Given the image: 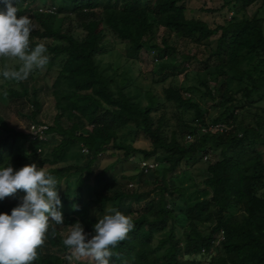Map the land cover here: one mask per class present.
<instances>
[{
	"label": "trees",
	"instance_id": "obj_1",
	"mask_svg": "<svg viewBox=\"0 0 264 264\" xmlns=\"http://www.w3.org/2000/svg\"><path fill=\"white\" fill-rule=\"evenodd\" d=\"M57 1L47 0L46 6H56V12L49 13L31 9L37 0H13L18 17L25 11L31 12L36 24L31 34L39 40H49L44 42L45 54L49 56L47 68L51 69L60 56L63 61L49 87L56 113L49 125L48 141L41 145L43 151L37 153L32 142H29L31 154L20 151L17 140L28 139L27 134L0 115V168L11 166L18 171L25 162L38 164V168L55 165L64 158L69 146L79 144L86 148L83 154L87 162L48 167L47 171L58 181L61 203L69 208L66 215L74 216L75 221L86 219L96 224L104 215L111 214L105 213L108 206L132 218L135 227L126 240L112 249L110 264H199L201 261L203 264H264V121L251 117L252 108H260L257 104L264 99V19L257 11L239 15L257 1L264 4V0H224L219 9L228 8L232 13L215 26L200 18H188V0H115L113 5L105 4L104 0ZM5 8L0 0V11ZM217 10L204 5L206 12ZM75 29L81 30L75 33ZM111 36L125 44L133 55L144 48L158 57L160 53L174 54L177 44L173 38L179 44L193 43L196 46L193 52L179 53L180 64L198 63L199 70L195 72L198 83L204 87V96L222 107L220 113L207 117L205 108L190 94L184 95L187 91H199L198 85H169L164 88V99L193 114L190 121L179 118V127H169L165 109L151 91H147L144 104L133 99L125 91L124 83L115 87L116 70L109 72L110 65L105 67L99 62V55L115 48ZM213 36H217L214 46L202 42ZM39 43L30 41V48ZM161 59L160 80L164 81L168 76L164 71L173 63L164 61L163 56ZM19 66L15 65L14 69L18 70ZM4 70L3 64L0 74ZM19 85L20 89L8 87L7 95L27 98L32 109L25 116L39 121V89L23 81ZM240 110L254 123L240 125L237 113ZM216 122L232 128L224 133L205 129L209 123ZM199 124L204 126V131ZM124 129L141 134L150 146L137 147L134 140L120 137L119 132ZM188 134L192 139H187ZM50 137L54 143L46 149ZM118 151L126 160L139 157L158 163L153 178L157 191L138 211L125 212L123 201L139 197V183L154 173L146 176L138 168L127 176L138 183L132 188L108 179L107 169L92 177V166L98 157ZM203 154L211 155L202 180L210 194L177 211L175 195L182 193V187L170 174L182 163L188 164ZM73 175H77L74 192ZM85 179H94L98 184L108 179L107 193L97 199L98 216L89 217L83 206L81 186ZM62 180L65 188L59 192ZM25 195L21 190L14 197L0 200V214L11 215ZM53 229L46 241L62 254L48 252L43 246L32 264H69L66 257L70 250L63 244L66 236ZM221 230L223 238L215 253H209ZM192 256L200 259H185ZM75 264L95 262L87 258Z\"/></svg>",
	"mask_w": 264,
	"mask_h": 264
},
{
	"label": "rangeland",
	"instance_id": "obj_2",
	"mask_svg": "<svg viewBox=\"0 0 264 264\" xmlns=\"http://www.w3.org/2000/svg\"><path fill=\"white\" fill-rule=\"evenodd\" d=\"M59 1V0H58ZM57 1V3H58ZM115 0H104L105 4L113 5ZM224 3V0H188L186 2V16L188 18H200L207 21L211 26H215L218 23L223 22V19L229 18L231 15V10L228 8L219 9V7ZM47 5V0H37V3H32L31 9H39L40 6ZM204 5L208 8L217 9V11L206 12L204 11ZM203 8V10H202ZM257 11L258 14L264 19V4L260 1H257L251 4L246 13L239 12V15L247 14L250 15L253 12ZM21 16H27L31 19L34 26H36L35 21L32 17L30 11H25ZM81 29H75V33H79ZM216 37L213 36L210 39L202 40L204 43H209L211 46H214L216 43ZM113 43L115 44V48L110 52L103 55H99L97 58L102 66L107 67L110 65L109 72L115 73L116 84L122 85L124 83L125 91L133 98L140 100L143 104L147 102V91H151L161 104L162 108L165 109V120L169 127H179L181 122H179V118L190 121L192 119V112L183 111L178 108L177 105L173 102L166 101L164 99V88L169 85L179 84L189 86L191 84L198 85L200 90L184 93L185 96H190L197 101L202 108L206 109L207 117L213 118L216 117L222 107L211 100L209 97L204 96V87L199 85L198 80L195 76V72L199 70L198 63L195 61L186 62L183 65L180 63V52H193L195 49V45L190 41H184L176 43V39L173 38V42L176 45L177 51L174 54L164 55L160 53V56H156V53L144 48L136 55L131 54L128 47L120 42L116 37L111 36ZM38 41V42H48V39H40L30 34V41ZM163 56L164 61H169L171 64L170 67H167L164 71L168 74L167 78L164 81H161L162 72H160V64L162 62L161 57ZM63 61V56H60L54 63L51 69H48L47 66L44 70L36 69L34 70L27 80L23 82L29 83L30 86L35 85L38 91V99L41 103V110L38 115L40 121H45L49 125L52 124V119L56 113V109L54 106V98L51 95V90L49 87L52 85L59 67L61 66ZM7 66L8 69H14L15 65L20 64L18 60H8L4 58H0V67L2 65ZM20 67V66H19ZM19 69V68H18ZM33 74V76H32ZM114 75V74H113ZM212 86V85H211ZM8 87H13L15 89H20V85L18 81L5 79L2 74H0V115L3 116L11 126H14L18 130H22L26 132V127L31 119H29L26 114H29L32 105L30 101H27V98L24 96H14L10 97L6 93V89ZM213 87V86H212ZM29 96H31V89L29 90ZM260 108H252L251 117H255V120L264 121V99L262 102L257 104ZM239 124L244 125L245 123H254V121L242 111H238ZM157 116V114H155ZM120 137H124L127 140H134V145L137 147H149L150 144L148 140H146L141 134H136L133 131H129V129H124L119 132ZM54 140L51 139L46 146V149L51 148ZM17 148L26 153L31 154L32 151L29 146L28 139H19L17 140ZM41 155V154H40ZM39 155V156H40ZM211 158L210 154H207L201 158L191 159L188 164L182 163L180 167L174 170L170 175L174 178L175 182L182 187V193L180 195H175L176 198V209L179 211L183 208V205L192 204L194 201L199 200L201 198L209 196V190L205 188L202 180L206 175V165ZM87 156L83 154L82 147L79 144H74L68 147L64 158L56 163L55 165H45L44 168L48 167H61L66 165H79L81 163L87 162ZM39 161V158L37 159ZM139 157L133 158L130 157L128 160L122 157L121 152H117L112 154H102L98 157L96 162L92 166L93 175L97 174L101 171L106 170L105 175L108 179H116L122 183H124L129 188L132 186L136 187L137 182L127 178V176L136 173L138 170V161ZM28 164L25 162L22 167L27 166ZM38 165V164H36ZM21 167V168H22ZM20 169V168H18ZM78 175V174H77ZM77 175H73L71 177L72 181V192H74L75 188V179ZM145 177L146 179L142 180L138 186V192H140L139 197H136L132 200L126 199L123 201V208L125 212L128 211H138L141 209L143 204L154 196L157 191V188L154 186L153 178ZM108 179L104 180L102 184H98L94 179H85L81 186L82 189V201L83 206L87 209L89 217L98 216V204L97 199L107 193L108 189L106 188ZM134 184V185H133ZM65 188V183L61 181V188L59 192H63ZM62 206H58V210L62 212L64 217L63 225H56L54 221L49 220V231L53 228L57 229L58 234L62 236H66L69 233L71 227L79 222L83 228L88 238L95 235L94 225L89 220L77 219L75 221L74 216L66 215L69 212V208L62 204ZM109 206L106 207L105 213H109ZM180 221V220H179ZM179 226L182 225L179 223ZM178 232V231H177ZM161 236V235H159ZM44 249L48 252H53L56 254H62L58 250L55 249L54 246H50L47 241L44 244ZM205 263L201 261L199 264Z\"/></svg>",
	"mask_w": 264,
	"mask_h": 264
},
{
	"label": "clouds",
	"instance_id": "obj_3",
	"mask_svg": "<svg viewBox=\"0 0 264 264\" xmlns=\"http://www.w3.org/2000/svg\"><path fill=\"white\" fill-rule=\"evenodd\" d=\"M6 6L0 11V58L18 60V70L3 71L8 80L24 81L36 70H44L49 63L44 43L30 48V34L35 27L27 16H19L13 0H2ZM57 179L46 168L31 164L20 168H0V200L14 197L18 191L26 192L11 215L0 214V264H32L38 258V249L46 242L49 220L63 225L64 217L58 206L61 200ZM77 206L74 205V210ZM109 213L94 225L95 235L89 239L83 226L75 223L63 244L70 250L69 264L91 258L95 264H110L112 249L128 238L135 225L130 216L109 209ZM56 234L55 229L52 235ZM203 255V254H201ZM197 260L199 256L185 257Z\"/></svg>",
	"mask_w": 264,
	"mask_h": 264
},
{
	"label": "built area",
	"instance_id": "obj_4",
	"mask_svg": "<svg viewBox=\"0 0 264 264\" xmlns=\"http://www.w3.org/2000/svg\"><path fill=\"white\" fill-rule=\"evenodd\" d=\"M39 11H47L49 13L56 12V6H40ZM189 95V94H188ZM202 130L204 131V126L200 125ZM232 128V125H228L223 122L209 123L205 129L217 131L220 133L227 132ZM28 136V141L32 142L36 147L37 153H41L43 151V147L41 146L43 143H46L49 138V124L45 121H30L26 127V132ZM187 139H192V135L188 134ZM82 152H87L86 148H82ZM158 167V163L152 159H141L138 161L139 170L146 176H150L153 174ZM223 238V231L221 230L219 235L212 241V246L210 247L209 253H215L216 247L219 244L220 240ZM202 253H204V249H202ZM206 264H209L208 262Z\"/></svg>",
	"mask_w": 264,
	"mask_h": 264
}]
</instances>
